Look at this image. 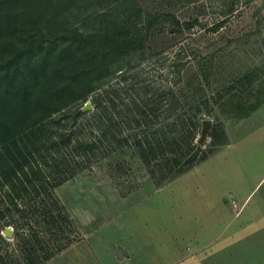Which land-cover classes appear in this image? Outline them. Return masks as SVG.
Here are the masks:
<instances>
[{"label": "trees", "instance_id": "16d2710c", "mask_svg": "<svg viewBox=\"0 0 264 264\" xmlns=\"http://www.w3.org/2000/svg\"><path fill=\"white\" fill-rule=\"evenodd\" d=\"M154 5L0 0V264H43L72 242L56 189L118 145L131 148L133 138L159 185L208 158L196 139L213 106L181 86L185 56L172 59L159 84L140 64ZM160 5L169 32L193 27ZM181 35L159 38L161 57ZM125 122L138 130L125 134Z\"/></svg>", "mask_w": 264, "mask_h": 264}, {"label": "rangeland", "instance_id": "374dc122", "mask_svg": "<svg viewBox=\"0 0 264 264\" xmlns=\"http://www.w3.org/2000/svg\"><path fill=\"white\" fill-rule=\"evenodd\" d=\"M153 1L158 17L140 64L159 84L172 59L185 56L181 86L213 106L202 119L212 120L207 138L199 142L201 122L196 139L209 156L160 185L132 137L133 147L92 161L56 189L72 242L43 264H115L120 250L147 264H264V0ZM159 4L193 27L169 32ZM165 34L182 35L161 57Z\"/></svg>", "mask_w": 264, "mask_h": 264}, {"label": "water", "instance_id": "95a60500", "mask_svg": "<svg viewBox=\"0 0 264 264\" xmlns=\"http://www.w3.org/2000/svg\"><path fill=\"white\" fill-rule=\"evenodd\" d=\"M91 105V103L88 101L85 105V108L89 107ZM211 125H212V120L210 118H205L202 122V130H201V134H200V137H199V142L200 143H203L204 140L207 138V135L209 134V131H210V128H211ZM12 230L10 226H7L6 229H5V233L9 236H11L13 233H12ZM120 255L123 256V251L120 250Z\"/></svg>", "mask_w": 264, "mask_h": 264}, {"label": "crops", "instance_id": "0c3cea01", "mask_svg": "<svg viewBox=\"0 0 264 264\" xmlns=\"http://www.w3.org/2000/svg\"><path fill=\"white\" fill-rule=\"evenodd\" d=\"M120 257L115 256L113 258V261L115 262V264H147V260H140V259L136 260L135 258H132V257H122V256ZM91 261H94V260H91ZM97 261L99 262V264H102L100 260H97ZM76 264H78V262H76Z\"/></svg>", "mask_w": 264, "mask_h": 264}]
</instances>
